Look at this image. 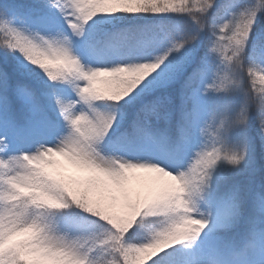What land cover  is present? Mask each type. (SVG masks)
<instances>
[{"label":"snow or ice","instance_id":"6c2138e0","mask_svg":"<svg viewBox=\"0 0 264 264\" xmlns=\"http://www.w3.org/2000/svg\"><path fill=\"white\" fill-rule=\"evenodd\" d=\"M0 264H264V0H0Z\"/></svg>","mask_w":264,"mask_h":264}]
</instances>
